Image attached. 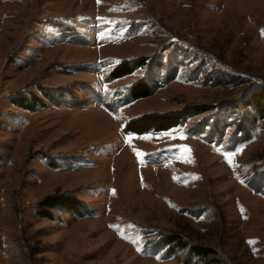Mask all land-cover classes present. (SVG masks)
Returning a JSON list of instances; mask_svg holds the SVG:
<instances>
[{
    "label": "rangeland",
    "instance_id": "374dc122",
    "mask_svg": "<svg viewBox=\"0 0 264 264\" xmlns=\"http://www.w3.org/2000/svg\"><path fill=\"white\" fill-rule=\"evenodd\" d=\"M262 31L264 0H0V264H264Z\"/></svg>",
    "mask_w": 264,
    "mask_h": 264
},
{
    "label": "trees",
    "instance_id": "16d2710c",
    "mask_svg": "<svg viewBox=\"0 0 264 264\" xmlns=\"http://www.w3.org/2000/svg\"><path fill=\"white\" fill-rule=\"evenodd\" d=\"M143 65V62L127 63L122 62L115 66V68L110 73V78L119 79L130 75L136 68ZM256 91L250 95V100L246 102V107H251L255 116L259 119H264V89ZM150 95V89L147 83L144 81H138L130 89V96L133 100L147 98ZM16 104L22 109L29 110L31 105H25L23 101H16ZM188 114L180 115H142L134 119L129 120L124 128L123 132L126 134H136L141 135L148 132H165L172 128H175ZM79 205L77 202L73 201L67 196H47L38 202L36 213L45 220H52V211H64L67 213H75L79 210ZM174 241V239L172 240ZM192 254L196 257L201 258V260L206 264L208 258L213 256L215 253L212 250L204 249L202 247H194L192 249ZM210 261V260H209ZM209 264H222L220 262L211 261Z\"/></svg>",
    "mask_w": 264,
    "mask_h": 264
},
{
    "label": "bare ground",
    "instance_id": "6f19581e",
    "mask_svg": "<svg viewBox=\"0 0 264 264\" xmlns=\"http://www.w3.org/2000/svg\"><path fill=\"white\" fill-rule=\"evenodd\" d=\"M60 9H61V8H60ZM57 10H58V9H57ZM57 10H56V11H57ZM62 10H63V9H62ZM56 11H55V14H56ZM66 11H67V10H66ZM103 11H104V10H103ZM53 13H54V12H53ZM63 15H64V14H63ZM123 193H124V192H123ZM124 196H125V195H124Z\"/></svg>",
    "mask_w": 264,
    "mask_h": 264
},
{
    "label": "snow or ice",
    "instance_id": "6c2138e0",
    "mask_svg": "<svg viewBox=\"0 0 264 264\" xmlns=\"http://www.w3.org/2000/svg\"><path fill=\"white\" fill-rule=\"evenodd\" d=\"M262 35H264V31H262Z\"/></svg>",
    "mask_w": 264,
    "mask_h": 264
}]
</instances>
